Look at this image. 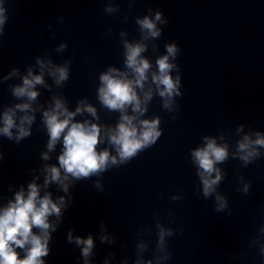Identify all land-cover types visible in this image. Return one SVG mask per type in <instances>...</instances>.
<instances>
[{
	"label": "clouds",
	"instance_id": "1",
	"mask_svg": "<svg viewBox=\"0 0 264 264\" xmlns=\"http://www.w3.org/2000/svg\"><path fill=\"white\" fill-rule=\"evenodd\" d=\"M107 11L111 12L113 9L108 8ZM5 13L6 9L0 0V33L7 20ZM136 22L140 27L141 38L136 42L123 41L125 70L109 67L99 75V101L110 112L120 113L114 127L89 120L76 121L74 118L84 112L99 120L96 108L83 100L78 103L75 111H69L62 99L53 97L54 106L43 112V122L49 137L48 151H53L57 143L62 141V152L58 157L59 166L45 165L43 187L56 183L67 192L66 181H69L70 177L79 180L100 175L111 167L128 164L141 152L154 146L162 135L161 118L159 116L152 119L140 118L148 111V104L152 101L154 93L160 97L163 110L169 113L178 111L176 98L182 96V79L176 61L181 49L175 42L166 43L165 54L158 55L154 61L155 69L153 62L144 55L148 51L147 42L156 41L162 35V28H158L157 24L167 25L168 21L157 11L154 18L145 16ZM64 47L65 45H61V49ZM37 63L41 66V74L34 75L30 69L22 84L12 90L16 98H26L28 103L16 104L14 108L5 110L2 116L3 127H0V134L12 139V129L18 128V134L15 136L17 142L30 135L29 127L25 125L30 126L34 116L27 113L33 111L31 102L39 95L35 90L36 85H44L43 68L46 65L39 60ZM48 64L51 65V61ZM49 75L54 78L57 85L66 82L69 79L68 65L65 64L63 67L52 65ZM129 109L132 114H129ZM17 111L25 113L18 125L15 120ZM236 131L237 133L243 131V126ZM255 136L256 139H252L250 135H244L234 146H230L222 133L218 137L204 135L202 146L190 149V158L196 167L202 195L205 199L215 196L216 212H223L228 208L225 196L217 192L224 179V174L217 165L224 164L231 158L238 159L247 167L260 159L259 149L264 148V135L256 132ZM104 142L114 149L115 154L109 148L98 150V145ZM230 147L234 148L231 152ZM42 158L48 160L50 158L48 152L43 153ZM249 187L250 183L243 185L245 195L248 194ZM40 193L41 185L29 183L27 193L21 188L15 193L14 200L0 208V264H45L42 258L49 255L50 229L56 230L49 217L55 215L59 219L65 201L63 197L54 201L48 192L43 195ZM171 199L176 201L181 198L172 196ZM156 227L157 251L165 253L162 257L157 256L156 260H168L171 253L167 252L165 240L166 237L174 235V230L165 228L159 221ZM33 229H38V234ZM260 231L264 233V228ZM180 232L182 234V229ZM101 239L103 241L107 237ZM73 240L78 246H83L81 254L87 264V258L92 254L94 247L92 236L83 239L79 236L73 237L69 232L68 241L71 243ZM145 247L144 244L139 245L140 249ZM17 249L24 250L23 258ZM260 255L264 258V245L260 248ZM137 264H145V261L139 260ZM146 264L153 262L148 260Z\"/></svg>",
	"mask_w": 264,
	"mask_h": 264
}]
</instances>
